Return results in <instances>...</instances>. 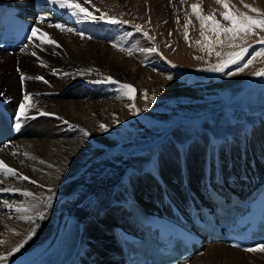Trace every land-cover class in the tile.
Segmentation results:
<instances>
[{
	"label": "bare ground",
	"instance_id": "1",
	"mask_svg": "<svg viewBox=\"0 0 264 264\" xmlns=\"http://www.w3.org/2000/svg\"><path fill=\"white\" fill-rule=\"evenodd\" d=\"M180 1L74 0L97 17L85 20L82 14L73 15L74 10L62 9L51 0H0V3L22 9L28 16L34 15L33 28L39 29L24 49L15 54H0V104L17 115L20 114L19 105L25 104L24 115L20 117L23 120L20 133L0 147V160L17 171L16 176H11L0 170V182L10 176L13 184V191H0V206L6 209L0 211V255L6 257L0 264L22 257L47 240L55 239L71 218L79 223L82 235L79 251L70 264H106L107 260L120 264L116 258L109 257L115 251L109 227L122 223L121 208L128 199L138 198L148 206L149 213L162 211L178 200L184 209L181 199L184 179L189 180L192 190H199L208 172L213 178L222 173L226 181L246 179L247 186L264 179V110L261 122L253 121L237 133L213 127L204 134L203 143L192 144L185 136L175 135V143L160 155L141 152L139 157L131 159L130 156H109L107 150L90 153L97 142L112 145L102 136L106 131L101 129V124L106 125L108 131L114 130L130 117L134 103L122 92L121 84L133 83L144 92L145 96L137 101L140 107L149 100H158L164 95L177 96L173 93L187 90L179 80H168L164 72L172 69L168 64L182 67L191 64L197 45L207 41L202 37L197 43L201 29L200 34L198 31L188 39L184 36L179 39L181 31L175 27L180 23L172 28L173 22L167 21V16L172 8L175 11V6L181 10ZM257 2L264 5V0ZM209 3L216 9L224 8L216 0H209ZM36 4L38 8L52 9L55 23L52 17L49 20L37 13ZM149 11L150 17L158 21L152 27L167 28L173 33L171 37L169 31L159 34L161 29L158 32L152 28L158 32L157 36L163 35L157 38V52L142 51L154 48L146 42L144 32L153 34L150 35L153 40L155 32L148 30L141 20L148 19ZM109 13L124 22L114 27L108 22L113 18ZM101 16L105 19H99ZM191 16L189 25L198 24L196 17ZM62 17L75 28L60 23ZM55 24L76 32L61 31L54 27ZM93 24L114 28H95ZM198 27L201 28V24ZM130 34L135 36L134 46L128 48L123 45V36ZM48 39L55 40L59 47L43 42ZM172 44L178 51L165 49ZM203 46L198 45L201 50ZM189 55H193L192 58ZM35 77H43V80ZM107 77L119 83L108 82ZM236 82L232 86L238 89ZM25 95L29 96L27 101ZM84 130L90 135L85 136ZM15 141L19 143L18 148L12 145ZM134 165L139 166V171ZM142 191L146 193L140 194ZM24 192L34 195L25 196ZM169 199L175 201L169 203ZM17 208L26 211H17ZM111 210L113 214L109 213ZM108 213L109 218L105 219ZM99 232L105 237L101 238ZM21 244L19 251H13ZM204 250L205 257L196 254L192 264H264L261 252H243L220 243H212ZM10 252L12 254L8 255Z\"/></svg>",
	"mask_w": 264,
	"mask_h": 264
},
{
	"label": "rangeland",
	"instance_id": "2",
	"mask_svg": "<svg viewBox=\"0 0 264 264\" xmlns=\"http://www.w3.org/2000/svg\"><path fill=\"white\" fill-rule=\"evenodd\" d=\"M194 1L195 4H197L201 9L202 15L207 16L214 12L215 18L219 20L221 24L226 27L230 26L229 22L224 21L221 15L227 10L224 8H214L209 3V0H181V10H178V6H175V11L172 8L169 15L167 16V21L171 20L173 22L172 28L175 26V24H177V22L178 24L180 23L179 26L176 25L175 27L180 28L181 32L179 39L183 36L185 37L186 33L187 38L185 37V39H188L190 35H193L196 32L198 33L199 29H201L200 31L203 30L205 35L214 41L216 37L210 31V28L205 27L202 29L198 27V25L201 24V21L193 12L192 5L194 4ZM252 1L227 0L229 9L234 14L240 15L241 13H246L256 18H264V16H261V14L264 13V5L259 4L257 0ZM187 5H190V7ZM245 5H250L251 7L257 8L260 10V12H252L250 8L245 7ZM127 7L128 6H126V8ZM181 12L184 13L182 14ZM51 14H53L52 9H49L47 12L43 13V15L48 17L49 20L51 17L55 19L56 17L51 16ZM149 14H151L150 11L146 14L149 20L147 18H142L141 20L143 23L147 24L145 27H147L148 30H152V33L155 32V37L154 40L152 37L149 39L150 35H153L151 33L148 36H144L146 42L149 41L148 44L150 43V47L155 48L156 46L157 48L158 39L161 35L157 36L156 33H158L161 29L162 32L160 30L159 34H164L167 33L169 29L158 28L159 30H157V27H152V24L157 25L158 21L150 17L151 15ZM191 14L194 15L193 17H196L195 22L198 23L194 26L189 25L191 23H188L189 20L192 21L190 19L192 18ZM110 15L113 18H116L118 21H121V23L111 24L114 27L124 22L119 17L113 14ZM127 15L131 18H134L133 15ZM144 16L145 15H143V17ZM58 19H60V17ZM61 22L71 26L72 28H75L74 24L69 23L63 17L60 23ZM111 25H95V28H114ZM152 28H156L158 32ZM107 30L109 32L113 31L112 29ZM71 31L75 30L71 29ZM135 35H137L136 32ZM169 36L172 37L173 33H170ZM162 37L163 35L161 38ZM202 37L203 36H201L199 39L200 42ZM134 38L135 36H133V34L124 35L123 45L128 48L133 47ZM221 39H223L225 43L223 45L214 44L213 50L211 52L208 50V48H205L207 42L206 44H198L200 46L204 45V48L201 50L197 45L196 49H198L195 53L194 60L191 64L186 63L187 67H182L181 65L173 66L167 63L172 67V69H168V71L164 72L166 77L168 76L172 77L171 79L179 80L184 86L183 89H187L186 91L173 93L179 97L173 95H164L158 100H149L145 106H142L144 108H142L137 105V101H139L138 98L140 96L144 95V92L140 91L136 85H133V83H128V85H131L135 89V91L131 94L133 98L130 99V101L134 104L132 106L133 109L130 113L129 119L126 120V122L124 121L125 123L123 122L116 129H110L109 131L103 133L102 136L104 139L111 142L112 145H107L106 143L104 145L100 142H97L94 146H92L90 153L93 154L95 152L107 150L106 152L109 156H120L122 158L130 156L131 159L139 157L141 152H152L153 154L156 153L160 155L166 149V147L171 146V143H175L173 139L175 135L185 136L186 141H189L192 144L200 142L203 143L204 134L211 131L210 129L213 127L219 128V130L221 129L223 132H229V130H232L237 133L246 126H250V124L252 125L253 121L261 122L263 120L262 112L264 110V75H255L254 73L264 71V56L257 57L252 62V64L244 68L243 72L239 71V69L243 67L248 60L252 59L256 52L264 48V44L258 43L259 40L264 39V30L256 28L254 29V33H249L243 39L236 40L234 43L239 45V47H230L229 44L233 42L228 41L226 36L222 35ZM191 42L194 43V40L192 39ZM191 42L189 41V43ZM176 45L178 46V42ZM177 46L173 47L172 44V46H169V48L166 45L168 48L165 47V49L167 51L174 52ZM242 48H247V52L237 63L227 65L223 71L211 70L214 66L219 65L227 60L229 58V53L240 51ZM217 52L221 53V55L217 56ZM1 53L4 52H0V54ZM192 56L189 55L190 58H192ZM153 60L154 58L151 59V61ZM164 63H166V60ZM173 70H176V73ZM232 73H235V75ZM19 76L21 77L20 74ZM168 77L167 79L171 80ZM236 80V84L239 86L238 89L232 86V83ZM223 84H225L224 88H222ZM121 90L129 98L127 91L123 90L122 88ZM137 111L138 114H136ZM18 144V141H15L12 145L15 148H18ZM12 147L7 148L11 149ZM91 157L92 156H89V158ZM225 157L226 155H224L223 158ZM174 159L176 158L174 157ZM84 163H82L80 167ZM159 163H162V161L159 160ZM133 167L137 168V171H139L138 165H134ZM8 177L3 178L2 182H0V184L4 186H0V188L13 189L12 178L10 176ZM86 177L90 179L89 173L86 174ZM143 193L146 192L142 191L140 194ZM1 210L2 212L6 211L5 208H1L0 206V211ZM109 213L107 216H105V219L109 218ZM102 235L104 234L99 232V236L104 238L105 236ZM202 255L204 256L201 257H205L204 253Z\"/></svg>",
	"mask_w": 264,
	"mask_h": 264
},
{
	"label": "snow or ice",
	"instance_id": "3",
	"mask_svg": "<svg viewBox=\"0 0 264 264\" xmlns=\"http://www.w3.org/2000/svg\"><path fill=\"white\" fill-rule=\"evenodd\" d=\"M88 2H90V0H88ZM216 2L219 4H222L223 7L227 10V11L223 12L221 15H222L224 21L229 22L230 26L226 27L223 24H221V22L215 18L214 12L207 15V16H204L201 14V9L199 8V6L197 4L192 5L193 12L197 15L198 19L201 21V28L202 29H204L205 27L210 28V31L216 37L215 40L213 41L210 37L205 35L204 31H201V36H203L204 39L208 42L206 47L208 48V50L210 52L213 50L214 44L223 45L225 43V41L223 39H221L222 35L226 36L228 41L233 42V43L229 44L230 47H239V45L234 43L236 40L243 39L249 33H254V29H256V28L264 30V18H256V17H253V16L248 15L246 13H241L240 15H237V14H234L229 9V4H228L227 0H216ZM51 3L58 4L59 7L62 9L74 10L72 12L73 15H81L82 14L83 19H85V20H88V19L96 20L97 19V17L94 16L91 12H89L87 8L82 7L80 3H76V2H74V0H51ZM245 7L250 8V10L252 12H256V13L260 12L259 9L251 7L250 5H245ZM261 16H264V13H262ZM99 19L103 20V19H105V17L101 16V17H99ZM43 22H44V18L41 17V23H43ZM108 22L112 23V24L121 23V21H118L116 18H109ZM188 23H191V21L189 20ZM54 27L60 29L61 31H65V30L71 31V29H65V27L60 25V24H55ZM38 31H39L38 28H33L32 29V35L35 36ZM43 35L47 36L48 34L43 33ZM144 35L148 36V33L144 32ZM185 37L187 38V33L185 34ZM89 38H91V37H89ZM149 39H151V37H149ZM43 42L47 43V44H53V45H56L57 47H59L57 42L55 40H52V39H48V40H45ZM197 43H200V41H197ZM258 43L264 44V39L259 40ZM113 46L115 47L116 45H113ZM123 50L124 49H121V51H123ZM142 51L155 52V51H157V49L147 48V49H142ZM246 52H247V48H242L240 51L229 53V58L227 60H225L224 62H222L219 65L214 66L211 70L212 71H223V69L227 65L235 64L239 60H241L243 58V56L246 54ZM33 55H35V53H33ZM216 55L219 56V55H221V53L217 52ZM259 56H264V48H262L260 51L256 52L255 55L252 57V59L248 60L247 63L239 69V71L243 72L244 68H246L250 64H252V62ZM232 74L235 75V73H232ZM254 74L255 75H264V71H260V72L254 73ZM21 75H22V79H23L24 78L23 74H21ZM168 78L171 79L172 77H168ZM35 79L43 80V77H35ZM106 80L108 82H111V83H119L118 81H114L112 77H107ZM102 82L103 81H96V83H102ZM45 83H47V81H45ZM121 88L123 90L127 91L129 99L133 98L131 94L135 91V89L131 85L123 84V85H121ZM28 99H29V96L25 95L24 100L27 101ZM153 99H154V97H153ZM19 108H20V114L17 116V121H19L20 117L24 115L25 104L21 103L19 105ZM136 114H138V111ZM41 115H50V114L49 113H41ZM65 123H67V121H65ZM16 127L19 128L20 124L17 123ZM100 127L103 131H108V127L106 125L101 124ZM84 135L88 136V135H90V133H88L86 130H84ZM13 155H16V153H13ZM41 163H43V161H41ZM0 170H3L6 174L11 175V176L17 175L16 169L9 167L2 160H0ZM18 178L23 179V180L29 179V177H27V176H19ZM32 183H36V182L32 181ZM0 191H13V190H11V189H0ZM49 191H51V189H49ZM23 195L33 196L34 194L31 192H24ZM48 199L50 201L51 197H49ZM5 203L7 204V201H5ZM9 207H11V206L9 205ZM16 210L17 211H26V209H22V208H17ZM33 235H34V233H33ZM29 238H31V237H29ZM22 246H23L22 244L17 245V247L14 248L13 251H19V248ZM245 251L264 253V245H258L256 247L246 248ZM11 254H12L11 252L8 253V255H11ZM4 259H6V257L0 255V260H4Z\"/></svg>",
	"mask_w": 264,
	"mask_h": 264
}]
</instances>
